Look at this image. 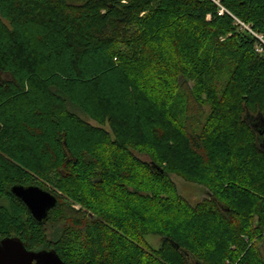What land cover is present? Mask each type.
<instances>
[{"label": "trees", "instance_id": "16d2710c", "mask_svg": "<svg viewBox=\"0 0 264 264\" xmlns=\"http://www.w3.org/2000/svg\"><path fill=\"white\" fill-rule=\"evenodd\" d=\"M222 1L264 33V0ZM229 32L223 66L237 67L203 120L187 79L201 50ZM257 41L212 0H0V71L11 75L0 80V197L8 202L0 239L19 237L29 250L54 249L77 264H264ZM178 93L182 124L169 112ZM173 170L213 194L193 206ZM15 184L58 196L46 223L12 193ZM57 188L86 207L68 205ZM118 202L128 206L123 215ZM148 204L156 214H145ZM150 234L162 238L159 249L139 244ZM79 240L86 255L70 258L66 248Z\"/></svg>", "mask_w": 264, "mask_h": 264}, {"label": "rangeland", "instance_id": "374dc122", "mask_svg": "<svg viewBox=\"0 0 264 264\" xmlns=\"http://www.w3.org/2000/svg\"><path fill=\"white\" fill-rule=\"evenodd\" d=\"M213 19V15L212 14H208L207 15V20L211 21ZM248 25V24H247ZM246 31L248 29H245ZM249 31V30H248ZM232 36V32L226 33L224 35H221L218 40L219 42H211L208 43V45L204 48V50H201V56L198 59L199 61L197 63H192V67L193 70L190 69V76L188 77L187 81L189 82V85L191 86V88L194 90L195 94H198L200 100L203 103V106L205 107V118H203V120H206L207 117L211 114V112L213 111V109L215 110L216 106H215V100L216 98H221L223 97V92L225 91L227 84L230 83L231 78L233 73L235 72L236 69V65H224V61L226 60V56L229 55V53L231 52V50L229 49V47L233 48L231 46L230 41V37ZM228 40V47L226 44H224V42H226ZM223 42V43H222ZM262 46V45H261ZM256 51V50H255ZM257 53L261 56L264 55V49L260 52L257 51ZM196 62V61H195ZM7 75V76H6ZM11 77V75L9 73H5L0 71V80H4ZM159 91L160 93L163 92V87L159 86ZM168 91L170 92V89H168ZM181 100H183L182 94L178 93L176 94L175 97H173L170 100V104H169V112L170 109L175 113L174 114V119L175 121H178L179 124H182L183 118H184V112L183 109L180 107L181 106ZM230 100V99H228ZM234 100L231 98V101L229 102L230 106H234ZM217 115V114H216ZM215 115V117H216ZM85 119H87L92 125H96L99 126L100 124L95 121L94 119H91L89 117L84 116ZM216 119V123L217 121H219V119ZM253 123H258L256 120L253 121ZM104 128L109 130V126L106 125L104 126ZM175 138V136H174ZM170 144V142H169ZM163 151L160 150L159 148V152ZM158 152V154H159ZM135 154L137 157L140 158L141 161H150L151 158L149 155H145V154H140L139 152L135 151ZM164 165L169 167L170 163L168 161L164 162ZM177 167V166H176ZM171 181L175 184V187H177L178 193L187 201H189L193 206L197 205L198 203L201 202L202 199L204 198H208L213 194V191L211 190L210 186L206 183H202V182H197L195 180H191L188 177L183 176L182 174H179L176 170H173L172 172H169ZM52 180L53 182L58 181L57 178H59L56 174H52ZM47 181V180H46ZM56 192H58L62 199L68 203V205L73 206L75 209H84L83 204L80 201L75 200L74 198H72V196H69V193L57 188ZM119 199V198H118ZM4 204H8L7 200H5L4 198L0 197V206L4 205ZM113 205H119V211H123L122 215L125 214L126 212V208H128V206H126L124 203H120L118 202L117 204H113ZM155 207L154 204L151 205H147L146 207H144L145 214L149 215V214H156L155 209L153 208ZM133 208L132 206L129 207ZM137 210L140 211L141 208L137 207ZM114 211V210H113ZM154 213V214H153ZM187 217V215H185ZM185 217V218H186ZM170 218V217H168ZM168 220V219H167ZM51 234H52V230H50ZM131 232V231H130ZM264 235V232H263ZM242 237L245 238V240H247L248 242V246H252V245H256L258 244L260 246V237H256L251 239L250 237H248L247 235L242 234ZM130 239V238H129ZM136 241V239H134ZM138 242V241H137ZM139 243V242H138ZM163 241L162 238L158 235H154V234H150V235H146L143 238V242L139 243V244H143L145 246V248H149L152 247L154 249H159L162 245ZM74 243H72L73 245ZM83 245L81 243V240L76 241L74 246H70L69 248H66V252L68 254V256L74 257V258H83L85 257L86 253H85V249H83ZM136 245V244H135ZM234 247V246H232ZM262 250L264 251V245H262Z\"/></svg>", "mask_w": 264, "mask_h": 264}, {"label": "water", "instance_id": "95a60500", "mask_svg": "<svg viewBox=\"0 0 264 264\" xmlns=\"http://www.w3.org/2000/svg\"><path fill=\"white\" fill-rule=\"evenodd\" d=\"M254 124L257 131H259L260 143L264 145V124L263 122ZM11 191L26 205L33 218L39 223H46L49 219L50 211L58 205V196L37 184H15L11 187ZM0 264L77 263H70L61 259V256L54 249L29 250L21 238L7 236L0 239Z\"/></svg>", "mask_w": 264, "mask_h": 264}, {"label": "built area", "instance_id": "2783aa9c", "mask_svg": "<svg viewBox=\"0 0 264 264\" xmlns=\"http://www.w3.org/2000/svg\"><path fill=\"white\" fill-rule=\"evenodd\" d=\"M216 3L217 5V13L218 15H226L230 14L235 17V23L240 25L241 28L248 29L249 32L257 38V43L255 45V50L256 51H262L264 49V33L262 32H256L255 30L252 29L250 25H245L240 19H238L233 13L230 12V10L226 7V5L223 3L222 0H212ZM262 45V46H261Z\"/></svg>", "mask_w": 264, "mask_h": 264}]
</instances>
